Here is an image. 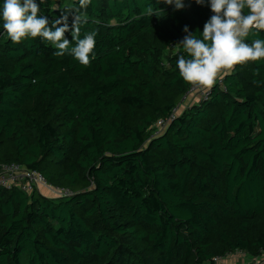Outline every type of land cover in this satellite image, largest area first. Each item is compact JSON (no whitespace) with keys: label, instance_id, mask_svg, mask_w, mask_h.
Here are the masks:
<instances>
[{"label":"trees","instance_id":"obj_1","mask_svg":"<svg viewBox=\"0 0 264 264\" xmlns=\"http://www.w3.org/2000/svg\"><path fill=\"white\" fill-rule=\"evenodd\" d=\"M185 5L92 0L88 67L39 38L13 44L0 20V167L73 193L0 190V264H216L237 252L264 264V60L237 65L153 136L193 86L174 45L212 15L207 0ZM75 7L44 0L40 15Z\"/></svg>","mask_w":264,"mask_h":264},{"label":"clouds","instance_id":"obj_2","mask_svg":"<svg viewBox=\"0 0 264 264\" xmlns=\"http://www.w3.org/2000/svg\"><path fill=\"white\" fill-rule=\"evenodd\" d=\"M176 10L185 8V0H163ZM204 5L206 0H194ZM44 0H3L0 20L13 44L41 39L53 46L55 56L68 54L82 66L88 67L95 51V30L81 37V25L92 0H78V7L67 9L52 21L40 15ZM212 15L204 24L200 37L184 27L186 35L174 47H181L186 55H178L176 67L188 84L201 88L214 86L221 72H232L237 65L264 60V39L247 38L264 31V0H207ZM84 10V11H81ZM69 16L72 18L69 26ZM71 31L72 39L65 34Z\"/></svg>","mask_w":264,"mask_h":264},{"label":"built area","instance_id":"obj_3","mask_svg":"<svg viewBox=\"0 0 264 264\" xmlns=\"http://www.w3.org/2000/svg\"><path fill=\"white\" fill-rule=\"evenodd\" d=\"M228 73L221 72L218 75L214 86H222V80ZM211 89L212 87L208 89L192 86L187 95L183 98L182 103L177 108L173 109L166 119H160L155 123L153 136H159L176 119L177 115L185 110V107L183 106L189 97L193 96L196 99V104L200 101H207L210 98ZM13 188L18 189L27 195H30L33 192H38L48 199L68 198L73 195V193L67 189H59L51 186L45 181L43 176L36 171L14 164L0 167V190H11ZM223 260L214 259V262L220 264ZM254 262L256 264H263L261 260L259 262L255 260Z\"/></svg>","mask_w":264,"mask_h":264},{"label":"rangeland","instance_id":"obj_4","mask_svg":"<svg viewBox=\"0 0 264 264\" xmlns=\"http://www.w3.org/2000/svg\"><path fill=\"white\" fill-rule=\"evenodd\" d=\"M194 104H196V99L193 96H191L185 101L183 107L187 108L188 106H193ZM257 261L259 262L260 260L257 259ZM249 262H251V260L249 259L245 260L244 254L237 252L234 255L224 259L220 264H248Z\"/></svg>","mask_w":264,"mask_h":264},{"label":"crops","instance_id":"obj_5","mask_svg":"<svg viewBox=\"0 0 264 264\" xmlns=\"http://www.w3.org/2000/svg\"><path fill=\"white\" fill-rule=\"evenodd\" d=\"M185 104V103H184Z\"/></svg>","mask_w":264,"mask_h":264}]
</instances>
